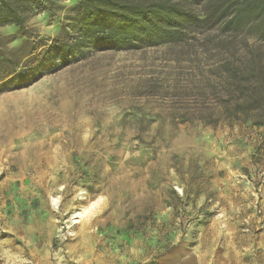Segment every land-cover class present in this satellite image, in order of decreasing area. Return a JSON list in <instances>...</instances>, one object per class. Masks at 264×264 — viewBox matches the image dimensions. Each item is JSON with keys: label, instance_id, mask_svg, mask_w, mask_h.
Segmentation results:
<instances>
[{"label": "rangeland", "instance_id": "rangeland-1", "mask_svg": "<svg viewBox=\"0 0 264 264\" xmlns=\"http://www.w3.org/2000/svg\"><path fill=\"white\" fill-rule=\"evenodd\" d=\"M78 1L1 26L0 53L73 42ZM193 36L0 89V264H264V124L214 121L218 58Z\"/></svg>", "mask_w": 264, "mask_h": 264}, {"label": "trees", "instance_id": "trees-1", "mask_svg": "<svg viewBox=\"0 0 264 264\" xmlns=\"http://www.w3.org/2000/svg\"><path fill=\"white\" fill-rule=\"evenodd\" d=\"M44 6V0H0V27L21 26L27 10ZM72 19L73 42L63 27L34 63L0 53V89L28 86L56 65V56L67 64L83 49L157 46L195 33L193 44L218 58L209 68L214 121L264 124V0H79Z\"/></svg>", "mask_w": 264, "mask_h": 264}]
</instances>
